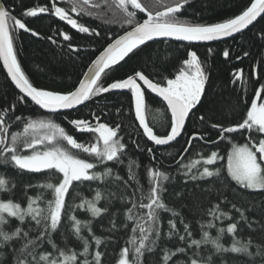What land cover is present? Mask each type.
I'll use <instances>...</instances> for the list:
<instances>
[{
	"label": "snow or ice",
	"instance_id": "6c2138e0",
	"mask_svg": "<svg viewBox=\"0 0 264 264\" xmlns=\"http://www.w3.org/2000/svg\"><path fill=\"white\" fill-rule=\"evenodd\" d=\"M189 2L67 0L65 6L62 0H51L50 6L26 9L23 16L36 18L40 14H51L72 29L95 37L101 36V31L78 23V18L94 17L104 24L115 22L122 28L127 26L122 35L109 37L111 42L92 61L78 87L64 93L38 88L29 80L17 58L14 32L19 29L33 36L40 34L13 15V9L0 4V60L15 87L23 94L16 97V103L9 102L8 106L0 108V160L5 165L14 166L20 174H44L42 183L33 184L29 181L22 184L21 199H16L14 193L18 181L0 175V193L8 195L6 200L0 199V264H103L104 252L100 246H106V239L110 241L111 235L107 238L97 236L93 232L92 221L81 220L76 213L80 210L90 213L93 218H99L108 214L117 202L122 204L124 211L112 213L108 232L115 233L123 229L130 233L119 252L117 264H145L146 255H156L158 264H215L213 257L222 259L225 253L246 257V264H257V261L258 264H264V243L256 242L250 236L242 238L239 235L241 224L252 231L264 233V224L249 219L248 213L255 210L253 207L240 208L231 203V209L238 214L234 216L230 211L222 210V203H230L224 196L207 210L206 214L212 219L200 224L202 235L196 239L182 211L166 202L165 196L173 180L168 170L148 167L144 169L145 175L141 176L137 171L141 165L128 158L124 174L116 171L118 166L125 165V157L128 156L124 136L120 135L121 124L111 126L101 123L99 116H96L95 124L88 120H71L77 131L94 136V142L82 143L51 119L12 115L17 104L24 103L26 98H30L41 109L55 113L76 108L104 93L128 90L133 97L135 118L142 128V134L154 145L170 146L182 136L190 114L196 116L194 110L198 111L205 96L209 74L197 52L187 53L188 58L183 61L174 78L162 76L161 80L155 82L144 71H135L105 86L102 76L106 70L119 65L126 57L131 58L130 54L135 55L138 50H142L141 46L157 38L216 41L242 33L258 18L264 19V0H251L240 14L223 22L189 23L178 15ZM63 39L68 41L70 37L64 34ZM260 39H264V32ZM68 47L71 49L73 46L69 43ZM247 55L245 52L244 56ZM223 56L227 58L229 52L225 50ZM241 75L242 70L234 72L233 82L240 79ZM141 84L161 97L170 110L169 130L165 134H158L146 122L145 88ZM261 93H264V83L259 84L250 104L244 101L246 110L239 122L230 126L219 122L211 124L212 129L219 130V140L231 141L232 137L225 134H247L245 143H232L231 151L226 156V176L222 175L221 168L214 167L218 160H224L225 157L212 151L207 158L202 157L176 169L178 173L183 169L181 174L185 178V186L188 181L198 184L223 183L230 178L229 183L234 181L240 190L264 192V96ZM198 119L207 123L205 115H199ZM16 122L21 123L22 129L11 131ZM196 139L204 140L205 137L192 133L186 141L185 152ZM61 141L91 159L82 158L68 147L60 146ZM211 143L215 145L217 140ZM133 144L140 148L136 141ZM147 152L152 154V161L157 159L152 148H147ZM82 186L94 192L91 199L83 196L80 191ZM29 190H35L36 194L30 195ZM201 191L205 189L201 188ZM70 192L75 197H70ZM192 194L178 191L175 196L182 199ZM75 198H79V203L74 202ZM101 201H104V206H100ZM165 214H170L166 221ZM118 216L123 217L120 224L117 223ZM225 220L229 221L226 228L217 227V222L222 224ZM214 228L216 236H212L209 231ZM225 233L232 236L230 247L221 242ZM174 237L183 246L177 244L174 248L166 247ZM76 242H79V251L72 247ZM207 245H211L212 250L207 249ZM222 264L226 262L222 261Z\"/></svg>",
	"mask_w": 264,
	"mask_h": 264
},
{
	"label": "trees",
	"instance_id": "16d2710c",
	"mask_svg": "<svg viewBox=\"0 0 264 264\" xmlns=\"http://www.w3.org/2000/svg\"><path fill=\"white\" fill-rule=\"evenodd\" d=\"M2 2H4L5 7L13 9V15L21 18L29 28L40 34L33 36L30 32L17 29L14 32V46L18 61L29 80L34 86L45 90L64 93L78 87V83L84 78L92 61L111 42L109 37L115 38L122 35L127 28V26L122 28L119 23L115 22L104 24L94 17L78 18V23L96 27L97 31H101V36L95 37L72 29L66 22L59 21L51 14H40L36 18L22 15L26 9L31 7L50 6L51 0H2ZM172 2L174 0H165V3ZM250 2L251 0H190L178 15L180 19L189 23L223 22L240 14ZM62 3L67 6V0H62ZM73 16L75 17V14ZM262 32H264V19L261 18L240 36L219 43L185 45L171 41H153L147 43L146 46H141L142 50H138L135 55L130 54L131 58L126 57L125 61H121L119 65L106 70L102 76V82L105 86L114 79L126 78L127 75L134 74L135 71H144L155 82L161 80L162 76L174 78V75L183 65V61L188 58L187 53L190 51L197 52L209 74L205 96L202 98V104L198 106V111L194 110L196 116H190L182 136L170 146L157 147L142 134V129L135 118L133 97L130 92L104 93L87 101L78 110L59 114H47L29 99H26L24 103L17 104L15 113L12 115L33 119H51L82 143L94 142V136L92 133L77 131L70 123L71 120H88L95 124L96 116H99L101 123H109L111 126L121 124L120 135L124 136L128 156L125 157V165L118 166L116 171L124 174L128 158L136 160L141 165V168L137 170L141 176L145 175L144 169L148 167L155 166L161 170H168L173 180L169 192L165 196L166 202L182 211L186 221L191 225L193 237L196 239H200L202 235L200 224L212 219L206 214L207 210L213 203L222 200L224 196H227L230 203H222V210L230 211L234 216H238L231 209V203L240 208L253 207L255 210L248 213L249 219L264 224V192L240 190L235 186L234 181L229 183L230 178L225 179L223 183L199 182L198 184V182L188 181L185 186V178L181 174L183 169L181 168L180 173L176 171L181 165L199 160L202 157L207 158L212 151H216L225 159L218 160L214 167L221 168L222 175L226 176L224 170L227 153L231 151L232 143H245L247 134H225L232 137L231 141L219 140L217 135L219 130L212 129L211 124L219 122L225 126H230L239 122L246 110L244 101L247 100L250 104L254 99V92L259 89V84L264 83V39H260ZM64 34H67L70 40H64ZM69 43L73 46L71 49L68 47ZM225 50L229 52L227 58L223 56ZM245 52L248 53L247 56H244ZM237 57H242V59H237ZM238 70H242V75L240 79L233 82V73ZM18 95L21 94L8 78L0 60V108L8 106L9 102L16 103ZM261 96H264V93H261ZM145 104V115H147L149 126L153 127L158 134H165L169 130L170 124V111L167 106L159 98L146 91ZM199 115H205L207 123L199 121ZM21 129V123L16 122L11 131H20ZM194 132L203 135L205 139L193 140L192 147L185 152L186 141ZM212 140H217V143L212 144ZM133 141L140 145L139 149L133 144ZM60 146L70 149V146L64 141H61ZM149 147L153 149V154L157 158L155 161L150 159L152 154L147 152ZM70 150L82 158H89L82 152ZM181 156L184 157L183 160L180 159ZM0 175L5 178H15L18 181L17 187L14 189L16 199L23 197V183L29 181L33 184L42 183L44 179L43 173L20 174L14 166L5 165L2 160H0ZM92 187L95 188L96 185L93 184ZM201 188L205 191H201ZM80 191L83 196L89 199L94 196V192L89 191L85 186H82ZM178 191L194 194L186 195L181 199L175 196ZM29 194L35 195L36 192L29 190ZM70 197H75V194L70 192ZM7 198L6 193H0V199L6 200ZM74 202L79 203V198H75ZM100 206H104V201L100 202ZM123 211L122 204L117 202L112 205L108 214L99 218H93L90 213L80 210L76 213L79 219L92 221V229L97 236L107 238L111 235L110 241L106 239V246L104 244L100 246L101 251L104 252L103 264H117L119 252L125 246V241L130 235L127 230L123 229L115 233L108 232L112 213H122ZM169 215L165 214V221ZM122 219V216H118L117 223L120 224ZM228 223L227 220L222 224L217 222V227L226 228ZM209 231L212 236L217 235L215 228ZM85 235H87L86 231ZM239 235L242 238L250 236L254 241L264 243V233L259 230L252 231L243 224L240 226ZM221 242L226 247H230L232 243L231 234L225 233ZM177 244L183 246L182 242L176 241L174 237L172 241L167 243L166 247L174 248ZM72 247H76L79 251V242L73 243ZM205 247L212 250L211 245ZM213 259L215 264H222V261L226 264H246L247 261L246 257L232 253L222 254V259L219 256H214ZM145 264H158V257L146 255Z\"/></svg>",
	"mask_w": 264,
	"mask_h": 264
},
{
	"label": "water",
	"instance_id": "95a60500",
	"mask_svg": "<svg viewBox=\"0 0 264 264\" xmlns=\"http://www.w3.org/2000/svg\"><path fill=\"white\" fill-rule=\"evenodd\" d=\"M0 4H2L3 6H5V4H4V2H2V0H0ZM261 18H258V20L257 21H259ZM256 21V22H257ZM256 22H254V24H256ZM253 24V25H254ZM253 25H250L249 26V28L248 29H245V30H243L242 31V33L243 32H245V31H247V30H249ZM74 30H76V29H74ZM240 34L241 33H236V34H234L232 37H226V38H222V39H220V40H216V41H179V40H175L174 38H157V39H155V40H153V41H171V42H178V43H181V44H189V45H197V44H205V45H208V44H213V43H219V42H221V41H227V40H230V39H232V38H235V37H238V36H240ZM153 41H149L148 43H150V42H153ZM1 63H2V65H3V61L1 60ZM91 66V65H90ZM89 66V67H90ZM4 67V66H3ZM6 70V69H5ZM6 73H7V70H6ZM87 73V72H86ZM85 73V74H86ZM8 78H10L9 76H8ZM11 80V79H10ZM12 82V81H11ZM139 82V81H138ZM12 84H13V86L15 87V84L12 82ZM141 86H142V88H145V91L146 92H148V93H150V94H152L154 97H157V98H159L165 105H166V102L165 101H163V99L161 98V97H159L158 95H156V94H154V93H151L150 92V90H147L146 89V86H144L143 84H141ZM16 88V87H15ZM18 91H19V89H18ZM112 92H118V93H123V92H128V90H116V91H112ZM112 92H109V93H112ZM21 95H23L22 93H20ZM26 99H29L30 100V98H26ZM31 101V100H30ZM32 102V101H31ZM87 102V101H86ZM85 102V103H86ZM33 104H34V102H32ZM84 103V104H85ZM84 104H82V105H78L76 108H73V109H66V110H60L59 112H55V113H52V112H48V111H46V110H44V109H41L38 105H35V106H37L39 109H41V110H43L45 113H50V114H59V113H67V112H69V111H73V110H78V109H80ZM170 111V110H169ZM145 113H146V104H145ZM192 114H190V116H191ZM145 118H146V122H148V120H147V115H145ZM137 120V119H136ZM137 122H138V120H137ZM188 122V121H187ZM187 122H186V126H187ZM139 125V124H138ZM186 128V127H185ZM142 129V128H141ZM183 134V133H182ZM179 138L180 137H178L177 138V141L179 140ZM176 141H174V142H172V144L173 143H175ZM153 143V142H152ZM154 144V143H153ZM155 146H157L158 147V145H155ZM161 147H166V146H161Z\"/></svg>",
	"mask_w": 264,
	"mask_h": 264
}]
</instances>
